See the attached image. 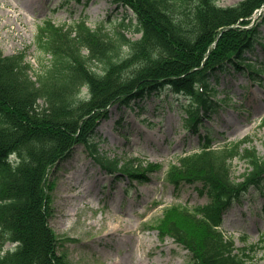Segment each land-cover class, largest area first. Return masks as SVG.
I'll return each instance as SVG.
<instances>
[{"label": "trees", "instance_id": "obj_1", "mask_svg": "<svg viewBox=\"0 0 264 264\" xmlns=\"http://www.w3.org/2000/svg\"><path fill=\"white\" fill-rule=\"evenodd\" d=\"M116 2L136 15L139 40L120 30L109 34L103 26L93 30L84 21L66 30L46 21L37 43L52 60L36 79L23 54L6 57L0 52V264H68L49 225L55 183L48 174L76 146L83 145L95 162L131 180L146 181L158 168L136 165L138 159L120 164L102 156L96 131L112 105L144 109L153 96L174 97L179 103L184 97L183 127L197 135L219 108L212 80L231 68H251L245 54L264 24V15L253 19L264 0L226 8L217 0ZM84 87L87 94L81 97ZM248 141L215 149L207 137L200 152L181 157L167 173L176 186L203 183L210 197L209 204L192 210L167 208L156 226L161 236L191 252L192 264H248L252 259L220 229L233 201L264 181V157L243 147ZM12 154L14 163L8 160ZM236 158L248 164L241 182L232 176ZM9 242L18 245L2 254Z\"/></svg>", "mask_w": 264, "mask_h": 264}, {"label": "rangeland", "instance_id": "obj_2", "mask_svg": "<svg viewBox=\"0 0 264 264\" xmlns=\"http://www.w3.org/2000/svg\"><path fill=\"white\" fill-rule=\"evenodd\" d=\"M241 1L217 3L232 7ZM45 20L65 27L85 20L93 29L105 24L109 34L120 30L132 40L142 35L134 13L115 0H0L1 53H24L33 73H41L42 63L49 65L51 60L41 54L36 42ZM245 56L256 74L251 77L249 72L231 68L212 80L220 107L211 113L201 132L213 138L215 147L250 138L249 145L264 157V25L258 42ZM92 67L101 71L99 66ZM86 92L84 89L83 95ZM187 102L186 98H181V103L174 97L153 98L145 102L142 112L136 106L115 105L98 127L95 141L109 160L124 164L138 158L144 168L157 164L150 181L131 182L102 170L84 146L75 147L70 158L50 171L55 188L49 223L68 264H191L189 251L169 237L160 238L153 228L168 206L192 209L210 200L201 183L176 188L166 181L172 164L201 147L198 136H190L183 128L180 108ZM232 166L234 179L241 181L247 163L236 159ZM222 230L236 248L251 254L249 264H264V182L233 203ZM12 248L14 245L8 244L5 251Z\"/></svg>", "mask_w": 264, "mask_h": 264}]
</instances>
